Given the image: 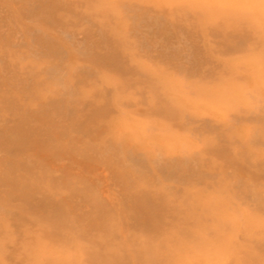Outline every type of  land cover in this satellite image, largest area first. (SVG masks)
<instances>
[{
    "label": "rangeland",
    "instance_id": "374dc122",
    "mask_svg": "<svg viewBox=\"0 0 264 264\" xmlns=\"http://www.w3.org/2000/svg\"><path fill=\"white\" fill-rule=\"evenodd\" d=\"M204 3L0 0V264H264V28Z\"/></svg>",
    "mask_w": 264,
    "mask_h": 264
},
{
    "label": "bare ground",
    "instance_id": "6f19581e",
    "mask_svg": "<svg viewBox=\"0 0 264 264\" xmlns=\"http://www.w3.org/2000/svg\"><path fill=\"white\" fill-rule=\"evenodd\" d=\"M183 1L184 0H179L180 3L183 4ZM197 1H200V0H197ZM201 1H204L205 3L204 4H207L210 6V9L215 11V14L218 15V16H221L223 11H226V14L229 13V7H232L230 4H228V1L229 2H233V1H236V3L238 4V7H243L241 8L240 10L241 11H244V9H246V11L244 13H248V15L246 16V19L248 20L249 22V25H254L256 27H259L260 25L262 26V28H264V0H248L246 2V4H241L240 2L242 0H201ZM245 3V2H244ZM233 4V3H232ZM236 4V6H237ZM206 5V6H207ZM124 7V6H123ZM233 11V10H232ZM229 15V14H228ZM223 17H225V13H223L222 15ZM230 16V19L227 18V15L225 17V19H227L228 21L232 20V16L231 14L229 15ZM214 17L213 15H210L209 20L212 21V23H214V19L212 18ZM216 17V16H215ZM239 17H243V16H237L236 18L233 17V19H239ZM207 18V19H208ZM224 19V20H225ZM209 23V22H208ZM216 23V22H215ZM216 26H233V24H217ZM237 26V25H235ZM261 28V27H260ZM259 39H264V30L263 32H260L259 36H257ZM257 41H260V40H257ZM250 65V63H249ZM249 65H244L241 70V74H243L244 76H252V77H256V75H259V73H262L264 72V70H262L264 68L263 66V63H260L259 64H254V67L251 68ZM260 91V90H258ZM255 94V93H254ZM235 95V94H234ZM231 96V95H230ZM232 98H233V95H232ZM211 99V98H210ZM215 99V98H214ZM220 98H218L219 100ZM234 99V98H233ZM217 99H215L213 102H211V106H214L216 105L217 103H215L216 101H218ZM238 100V99H237ZM239 105V104H238ZM59 107V106H58ZM166 125V124H165ZM143 136V135H142ZM22 184V183H21ZM23 185V184H22ZM24 186V185H23ZM169 204V203H168ZM186 235V234H185ZM188 235V234H187ZM194 240V239H193ZM201 241V240H200ZM135 242V241H134ZM174 244V243H173ZM77 246V245H76ZM186 246V244H185ZM198 247V246H197ZM86 248V247H85ZM157 249V247H156ZM196 249V248H195ZM87 250V249H86ZM58 251V250H57ZM157 251V250H156ZM193 251V249H192ZM197 251V250H196ZM59 252V251H58ZM88 253H92V250L90 251H85V256L83 258V255L81 256L82 258H80L78 255V257H75V258H70V259H73V260H78L79 262H82L87 258L86 255H88ZM195 253V252H194ZM197 253V252H196ZM205 253V252H203ZM61 254V253H60ZM104 255V254H103ZM207 255V254H206ZM72 257V256H71ZM118 258V257H117ZM207 258V257H206ZM235 258V257H234ZM95 259V258H94ZM115 259V258H113ZM59 260V259H57ZM69 259H67L68 261ZM116 260V259H115ZM88 261V260H86ZM96 263L98 264L99 261L98 259H95ZM71 262V261H70ZM69 262V264H70ZM109 262V261H108ZM190 262V261H189ZM59 263V262H58ZM55 264V263H54ZM60 264V263H59ZM77 264V263H75Z\"/></svg>",
    "mask_w": 264,
    "mask_h": 264
}]
</instances>
